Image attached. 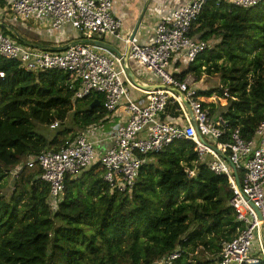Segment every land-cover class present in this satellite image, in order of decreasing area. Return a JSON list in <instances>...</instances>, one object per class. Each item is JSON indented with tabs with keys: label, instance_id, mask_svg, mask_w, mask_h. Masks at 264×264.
<instances>
[{
	"label": "trees",
	"instance_id": "1",
	"mask_svg": "<svg viewBox=\"0 0 264 264\" xmlns=\"http://www.w3.org/2000/svg\"><path fill=\"white\" fill-rule=\"evenodd\" d=\"M191 35L220 41L177 77L220 74L231 90L226 104L216 108L223 104L219 86L199 88L197 97L225 120L221 141L230 142L236 129L252 139L264 120V0L248 9L211 0ZM0 72V264H154L175 251L181 254L172 264H214L223 241L238 236L241 222L230 205L227 176L210 170L209 157L199 160L189 139L148 153L127 193L113 190L100 163L67 177L57 209L49 204L40 168L24 166L6 183L18 165L59 150L91 125H108L111 116L100 93L74 99L69 72H28L1 55ZM167 111L178 115L176 104ZM55 122L59 126L51 128Z\"/></svg>",
	"mask_w": 264,
	"mask_h": 264
},
{
	"label": "built area",
	"instance_id": "2",
	"mask_svg": "<svg viewBox=\"0 0 264 264\" xmlns=\"http://www.w3.org/2000/svg\"><path fill=\"white\" fill-rule=\"evenodd\" d=\"M1 1L5 13L15 21L34 20L54 30L70 25L80 33V39L56 49L31 46L0 31V55L18 61L28 72L56 69L71 73L68 87L76 90L74 99L100 93L111 116L105 139L112 144L103 152L98 154L97 141L90 137L98 125H91L81 135L67 139L59 150L42 152L18 165L12 172L14 176L24 166L40 168L41 178L50 187L49 204L57 209L68 176L77 177L100 163L104 179L113 190L131 192L148 153L162 151L179 139L192 140L199 160L209 157L210 170L227 176L233 191L230 205L241 222L238 236L223 241L214 264H257L264 260V120L252 139H245L236 129L230 142L221 141L227 124L221 116L214 119L210 108L198 99L199 89L192 74L180 80L178 72L170 70L175 56L185 54L190 64L210 47L207 41L193 37L191 31L211 0H191L175 9L157 24L151 44H142L135 32L123 31L122 21L113 14V0ZM215 1L218 5L227 2L248 9L262 0ZM107 35L122 40L124 49L114 51L100 46L98 38ZM132 60L153 71L162 86L143 89L144 95L133 98L134 84L127 78ZM0 76L4 77V72ZM219 87L223 99L231 96L228 86ZM212 98L216 100L218 94ZM170 103L182 111L179 122L164 119ZM58 126L55 122L51 128ZM187 171L191 177L196 174L194 169ZM255 235L259 252L253 256ZM180 254L172 252L154 264H172Z\"/></svg>",
	"mask_w": 264,
	"mask_h": 264
},
{
	"label": "crops",
	"instance_id": "3",
	"mask_svg": "<svg viewBox=\"0 0 264 264\" xmlns=\"http://www.w3.org/2000/svg\"><path fill=\"white\" fill-rule=\"evenodd\" d=\"M190 1L191 0H113V14L122 21L124 32H135L142 44H151L155 37L157 24L162 19L170 17L175 9L188 4ZM31 26L26 24L20 26V21H15L11 15L5 13L4 5L0 0V27L6 28L10 32L8 34L10 36H13V33H16L17 35L20 34L19 36L24 33V35L28 37V42L32 44H36L40 47L57 46L61 48L67 47V45L80 39V33L70 25L62 28L63 31H60L62 29L54 30L40 25H36V29L34 30V27L32 26V28ZM65 30L67 35L59 37L60 34L65 33ZM196 39L199 38L196 37ZM97 43L102 47L106 46L100 43L112 46L118 51L124 49L123 41L114 36L107 35L100 37L98 38ZM183 63L187 64L185 54L175 56L170 70L173 72L176 71L179 74L187 68L181 66ZM127 78L134 84L131 88V95L135 99L144 95V92L142 91L143 89L149 90L161 85L160 78L153 71L138 65L133 60L127 71ZM176 111L178 112L177 116H172V113H168L167 111L164 115V119H171L179 122L182 116V111L178 105H176ZM110 125V123H108V125H98L97 129L94 130L90 136L93 140L97 141L96 148L98 154L106 150L112 144L111 140L105 139V132Z\"/></svg>",
	"mask_w": 264,
	"mask_h": 264
},
{
	"label": "rangeland",
	"instance_id": "4",
	"mask_svg": "<svg viewBox=\"0 0 264 264\" xmlns=\"http://www.w3.org/2000/svg\"><path fill=\"white\" fill-rule=\"evenodd\" d=\"M24 24L26 25H32L31 27L35 30L36 28V25H38L34 20H27L26 22L24 21L23 23H21L20 21V26H24ZM42 30H45L43 28H40ZM60 31H63L60 30ZM23 33V32H21ZM14 36H16L17 34L16 33H13ZM20 35V34H19ZM63 35H67V32L65 30V33L64 34H60L59 37H62ZM21 38L24 40V41H28V37L26 35H24V33L21 35ZM220 40L216 37H213L209 44H210V47H213L214 45H216V43H218ZM209 47V48H210ZM228 64V63H226ZM181 66H183V68H186L187 67V64L186 63H183ZM193 78L195 79V84H196V87L199 89H202V88H205V89H208V88H213V87H218L220 85H224V83L222 82V79L220 77V74H217V73H213V74H208L207 72H204L202 73L200 76V78H198L195 74H192ZM226 104V101L225 99H223V104L220 103V102H216V108H219L221 109V107H223V105ZM211 112V110H210ZM217 113L219 114V112L217 111ZM215 113V112H211V115L214 119L216 118H219V115ZM69 137V136H67ZM100 169V167H99ZM13 177H15L13 174H10L6 179H5V182L8 183V184H11L12 181H13ZM258 252H259V243H258V240H257V237L255 235V239L253 240L252 242V248H251V254L253 256H256L258 255ZM204 252L200 251L199 254H202ZM206 256H209V254L206 253Z\"/></svg>",
	"mask_w": 264,
	"mask_h": 264
},
{
	"label": "water",
	"instance_id": "5",
	"mask_svg": "<svg viewBox=\"0 0 264 264\" xmlns=\"http://www.w3.org/2000/svg\"><path fill=\"white\" fill-rule=\"evenodd\" d=\"M23 42L26 43V44H28V45H31V46H38V45H36V44H32V43H30V42H28V41H24V40H23ZM100 44H102V45H104V46H106V47H108V48H110V49H112V50H114V51H118L116 48H114V47H112V46L106 45V44H104V43H100ZM39 47H40V46H39ZM159 86H162V85H159ZM188 111H189V114L193 117V112H192V110H191L190 107H188Z\"/></svg>",
	"mask_w": 264,
	"mask_h": 264
}]
</instances>
